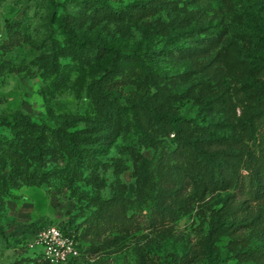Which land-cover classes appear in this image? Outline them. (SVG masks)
<instances>
[{"label":"rangeland","instance_id":"obj_1","mask_svg":"<svg viewBox=\"0 0 264 264\" xmlns=\"http://www.w3.org/2000/svg\"><path fill=\"white\" fill-rule=\"evenodd\" d=\"M51 225L65 264H264V0H0V264Z\"/></svg>","mask_w":264,"mask_h":264},{"label":"built area","instance_id":"obj_2","mask_svg":"<svg viewBox=\"0 0 264 264\" xmlns=\"http://www.w3.org/2000/svg\"><path fill=\"white\" fill-rule=\"evenodd\" d=\"M25 248L47 264H65L79 255L74 235L55 225L37 231L25 243Z\"/></svg>","mask_w":264,"mask_h":264},{"label":"trees","instance_id":"obj_3","mask_svg":"<svg viewBox=\"0 0 264 264\" xmlns=\"http://www.w3.org/2000/svg\"><path fill=\"white\" fill-rule=\"evenodd\" d=\"M136 5H141L140 3H134ZM131 4H126L122 8L127 9L130 7ZM69 38L72 40H75L79 44H82V41H77L73 37L69 35ZM93 44H96L99 47H104L107 49L112 50L114 54H120V55H127V51L120 49L118 47H114L111 45H105L102 42H92ZM175 119H170L169 122L171 123L172 130L175 131V134H177L178 131V125L174 122ZM147 141H151V138L145 134L142 135ZM182 139H184V136H181ZM193 146L196 149L197 152H199L200 157L206 161V163L212 167L216 172H219L220 170L225 168H229V163L228 160L230 157H236V156H243L244 160L246 163L255 165L256 164V158L252 155L251 152L241 148V147H235V148H228V147H223V146H216V147H211L210 144L207 143V140H205L203 137L197 138L196 140L193 141ZM61 229L65 230L67 233H72L74 235V238L76 240V232L75 229L72 227H64ZM220 255V253L218 252ZM74 259V258H73ZM72 260V259H69ZM68 260V261H69ZM67 261V262H68ZM66 262V263H67Z\"/></svg>","mask_w":264,"mask_h":264}]
</instances>
